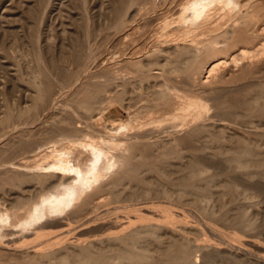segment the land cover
<instances>
[{"label": "bare ground", "instance_id": "obj_1", "mask_svg": "<svg viewBox=\"0 0 264 264\" xmlns=\"http://www.w3.org/2000/svg\"><path fill=\"white\" fill-rule=\"evenodd\" d=\"M136 1L138 0H128L127 3L135 5ZM146 1L152 2L151 4L154 7L155 0ZM169 1L170 0H166L164 4L168 5L170 3ZM123 4L125 6V3ZM139 4H141V2ZM171 4H169V6ZM174 6L175 10L173 12L167 9V13H165V15L163 14L161 23L157 25L158 28H155L157 29L155 30L157 34L154 35H157L159 39H163V42L166 44H170L171 50L164 51L156 48V51L150 52V50L145 49V44L142 45L143 47H139L138 50L141 49L139 52H142L141 58L139 57L137 61H135L136 59L133 60L135 62L127 60L128 62L124 61L119 65V70L126 67L129 71L126 68V70H124L130 72L132 75L129 74L131 78L129 77L127 81L121 80L122 82L120 85L123 88L118 93L114 92L117 86L115 77H117L118 71L110 67L103 68V73L105 71V78H102L103 81L99 83L97 80L98 82L96 83H90L89 80H87L88 85L86 86L88 88L85 89V84L83 85L84 90H86L83 101L71 109L63 110L61 118L58 119V121L56 120L58 124L56 123L55 125L57 126L54 125L55 127H51L52 125L49 121L51 130L49 127H45L46 129H43L42 133V128L40 127L43 124H40L39 130H41L43 136H41V139L38 135L35 136L39 138L35 140L40 141L35 142L32 141L34 139H30L31 141L28 142L25 138H22V140H25L23 143L21 142L23 144L22 148L19 149L20 151L17 154L15 153V156L13 154V158L18 157L19 161H9L8 159L7 161L4 159L0 161V166L6 167L4 169L5 171H11L8 177L0 179V189L9 186L7 191L10 189L11 191L14 190L13 192L27 193L28 189L30 192L32 190L28 188L30 184L31 186L40 184L41 187L47 186V189H49L51 185L48 186V183H52L55 180L59 183L58 187H52L54 190L42 191L45 190L42 189V192H39V190L34 188L39 192V194L37 193V197H35V194L34 197L32 196L34 200L36 199L35 201H32V198L31 202H28L30 200V198H28L27 202H25V200H22V198H24L22 197L23 195L20 196V198L22 197L21 199L18 198L19 196H16L18 198L16 199L14 193L12 197H14L16 201L11 202L8 197L9 200H7V203L10 204L5 206L7 208L0 205V243L5 240V238H9L11 248L15 247L18 249H16L17 251H19V249L25 250L23 252L20 251V254H18L21 255L20 258H23V262L20 264H194L196 261L192 259L193 257L191 258V254L194 250H198V248H205L204 243L201 242L203 240L199 241V238L197 240L182 238V240L173 241L174 243L172 242L171 244L165 245L164 240L161 239L163 235L162 232L160 233L158 230L159 232L156 233L155 231L157 230L154 231L152 227V229L146 228L145 222H148L146 213L142 215L146 220L143 218L142 221H140V216L138 218L135 217L139 222L128 217L126 218L129 214L127 210L123 216L122 213L127 207L126 204L130 203L127 201V196H130L126 190L127 188L124 189L127 191V194L125 193L126 195L123 196L126 200H123L121 196L123 204L121 203L122 200L120 202L118 201V199H120V191H123V186H127V183L132 180H136V183L137 180L139 181L140 177L137 178V174L140 167L145 166L146 171L156 173L157 175L162 174L163 177L166 173L167 166L170 169L171 166L174 167L172 164L175 163L176 166L177 162L182 163L181 161H183L184 156L187 157V155H189L187 161L190 159L192 161H190V163L187 162L189 163V165H187L188 170H184L185 172L182 171L183 173L181 172L183 179L181 180L179 177L178 181L181 180V182L177 183L178 186L175 185L177 187L176 191L178 192L175 194H178L179 197H174H177L181 203L185 204L184 207L186 206L189 210H195V213L198 211L197 214L207 218L205 219L206 221H214L215 223L216 220L222 221L226 219L227 216H225L223 212V215H221V213L219 214L220 216H213L211 212L207 213L205 211L204 207H206V205L208 206L210 192L212 191L211 189H213L212 186L215 184L214 180L217 175L215 173L213 177L207 174L204 166L196 168L195 164L197 163L198 166L199 160L197 159L202 158L206 154H204V152L208 148L215 145L221 148L220 142H224L226 138H223V135H225L223 131H225V129L231 130L234 128L235 124H241V126L246 127L247 129L243 132L248 135H256L257 133L262 136L264 135L262 133V128H264L262 127V125H264L263 80L260 83L257 82L260 88L256 85L254 86L259 88V91L258 93L255 92L257 95H254L252 101L242 102L240 100L242 98L239 96L238 99L242 102V105H239L241 106L239 110H233L231 107L233 103H230L228 101L229 99L227 102L224 101V95H221V93H223L221 92L222 90L228 89L223 86H225L226 83V74L230 73L227 72L229 62H233V65L237 62L238 57L244 60L245 63L241 64L242 67L239 69L245 72L247 68L244 69L245 67L243 66L247 65L250 69L251 66L249 67L248 63L252 65V67H255L256 64H260V60L262 61L261 58L264 57V18H261L260 10L256 9L257 6L254 7L255 5H253V2L249 0L245 3H243L242 0H177ZM253 64L255 65L253 66ZM234 66H236V63ZM221 68H224V70L221 71ZM257 69L255 71H257ZM251 70H248L251 71L250 74L255 72L253 68H251ZM231 71H233L235 76H240L241 71H238L239 74H236L234 69ZM206 73L208 74L207 78L204 77ZM233 74L229 76L231 79H235V77H232L234 76ZM239 76L236 77L239 78ZM248 76L250 75L248 74ZM158 77L162 79L161 83H159V81L156 83ZM240 77H243L242 74ZM117 78H119V76ZM84 81L83 83L86 82ZM228 81V83H230L233 80ZM152 82L153 84L150 85ZM129 85L132 86V91L130 90V92L126 87ZM157 86L161 88L157 89ZM138 87H140V89H138ZM135 89H138L136 93ZM81 91L83 92V90ZM139 102L140 104L138 106L137 104ZM116 104L122 105V107L125 108V118L121 116L120 118L110 119L105 116V110L111 109L112 106ZM36 111H38L37 108ZM31 112H34V108ZM13 113L14 112L8 113L9 115L4 122L6 121V123L8 122L10 125V118L14 120L11 115ZM18 113H20L19 115L16 114L18 118L15 115L13 116L14 118L16 117L17 120H15L20 123L24 121L21 120L24 114H21L22 111ZM35 115L36 114H34V116ZM32 121L33 120H31V122ZM26 122H28V120ZM22 124L24 125V123ZM38 124L39 122L37 125ZM216 126L220 128V132L223 130V135L220 133L222 136L219 134L215 135L218 133L217 130V133L213 132L215 134L212 135L210 129ZM20 127L23 126L20 125ZM257 129L259 132L254 133ZM27 132H29V129ZM166 132V137L163 138L159 136V134H166ZM35 137L32 136V138ZM196 142L198 144H196L197 146H195ZM254 145H252L253 147L251 144L238 148L236 147L231 154L224 152L223 158L230 162L231 171H233L232 168L234 170L243 168L244 170L247 167L249 169V166H254V169L256 167L264 174V153H262L263 158L261 157L262 154L256 157L259 152H257L258 148L256 150V146L254 147ZM195 150H200L201 154H197ZM224 150L227 151V147ZM219 152H221V150ZM219 155L221 156V154ZM259 157H261V159ZM204 158L205 157H203V159ZM6 164L11 165L10 170L9 167L7 168L9 165ZM205 167L207 166L205 165ZM142 171L143 170H141V172ZM7 175L8 173L6 176ZM150 175L152 174L150 173ZM244 175H246V173H244ZM146 180L147 178L143 180V183L146 182ZM171 182L169 183L173 185ZM54 183L55 185L57 184L56 182ZM138 184H140V182H138ZM139 187L141 186L139 185ZM232 187L234 186H231L230 190L232 189L234 193L236 188L233 189ZM133 189L135 188H129V193H131ZM134 191H136V189ZM165 192L167 193V191L164 190V193ZM134 194L136 195V193ZM139 196L135 198L141 200ZM131 197L128 199L130 200ZM1 198L3 199V197H0V199ZM170 198L167 197L166 199L170 201ZM166 199H164V201ZM135 201L134 199V202ZM116 202L121 204L118 205ZM112 203L113 206L104 211L106 215L108 214V216H111L108 220L113 221L112 223L110 222L111 224H113L115 220L117 221L115 225H118V228L114 227V229H119L120 233H118L119 235H112L113 237H107L108 235L104 236L106 237L104 240L108 241L110 245H105L107 248L103 250L100 249V247L98 248L100 249L99 251L94 249V251H97L95 253H92L94 248L92 246L94 245H91V248L87 245L89 250L92 249V252H90L91 250H87L85 253L86 255L83 253L81 255H79V253H75L76 255L71 254L73 252L68 248L69 254L67 253L66 255L65 252L64 254L66 256L57 258L58 251L54 248L55 246L52 247L51 244L57 240L61 241V238L65 239L68 235L76 234V232H70L73 227L79 228L80 223L86 219L87 215L90 217V215L97 214L95 211V213H93V210L97 211L102 205ZM2 204L5 205V203ZM183 204L181 205L183 206ZM141 207L142 206H140V210L142 211ZM134 208L137 209L139 207L133 206L132 209ZM172 209L174 211V208ZM163 211L162 215L165 217ZM90 212L93 214H89ZM138 212L140 215V211ZM102 214L104 215V213ZM128 216H130V214ZM177 216H179V214ZM246 219L247 216L245 217V214L241 211L236 220L231 222L233 224L224 227H231L233 230L235 229L236 233H242V235L244 233H249L252 231L253 222ZM108 221L105 222L103 220L107 225H110ZM99 223L100 225H104L102 222ZM134 225L136 226L134 227ZM151 225L155 227V224L151 223ZM181 228L182 227H180V229ZM117 229H115V232L118 231ZM156 229H158V225ZM164 229L166 228H163V230ZM87 231L88 230L82 232L86 234ZM228 231L230 232L231 230ZM82 232H80L79 235H82ZM92 235L93 234H90V237ZM97 235H95L96 237L94 238H97ZM100 238L101 237H99V239ZM205 240H207V238ZM100 243L102 244L103 242ZM149 245L155 247L154 253L148 251L147 247ZM49 247L54 248L57 254L53 252V250H49ZM80 248L78 247L79 250ZM217 252L211 249L210 251L204 250V253H202L204 257L203 264H216V262H218ZM12 253L10 252L8 255H12ZM3 254L6 255L4 252ZM72 255L74 256L73 259H71ZM59 256L60 255H58V257ZM69 256L70 258H68ZM230 259H232V257L229 259L224 258L223 262L227 263ZM164 261H167V263Z\"/></svg>", "mask_w": 264, "mask_h": 264}, {"label": "rangeland", "instance_id": "obj_2", "mask_svg": "<svg viewBox=\"0 0 264 264\" xmlns=\"http://www.w3.org/2000/svg\"><path fill=\"white\" fill-rule=\"evenodd\" d=\"M138 1H140L142 5L139 4L140 2ZM138 1H136L135 5L134 4L131 5L127 3L128 0H124V1L123 0H0V161H2L3 159L6 161L7 159L9 161H15V162L19 161L18 157L15 158L13 157L20 151L19 149L22 148L23 141L26 140L29 142L32 139H34L32 141L35 142L40 141L35 139L42 138L41 136H43V134H41V130L43 133V129L49 127V129L51 130V127L57 126L55 124L57 123L58 119L61 118L62 116L61 113L63 110L71 109L76 105H79L83 101L86 91L84 90L83 85L85 84V89L88 88L86 86L88 85L87 80H89L90 83H96L98 81L100 83L101 81H103L102 78H105V71L103 73L105 67H110L113 68V70L116 69L115 71H118L116 76L117 77L119 76V78L115 77L116 80L115 82L116 85L118 86L122 81H127L129 80V77L131 78V76L129 75L131 73L125 71L127 69L126 67H124V69L126 68L125 70L124 69L119 70L120 63L121 62L123 63L124 61L126 62L133 61L135 59H136L135 61H137L139 57L141 58L142 52L141 53L139 52L141 50V49L138 50L139 47H143L142 45L145 44L144 45L145 49L150 50V52L156 51V48H159L164 51L171 50L170 44H166L165 42H163V39H159L157 35L156 36L154 35L157 34L156 33L157 31H155L157 29L155 28H158L157 25L161 23L162 21L161 17H163V14L165 15V13H167L166 12L167 9L170 10V12H173L175 10L174 5L177 3V0L176 1L174 0L175 2L173 0H170L169 4L174 2L170 6L169 4L168 5L164 4L166 0H155L154 1L155 8L152 6L151 4L152 2L150 1L149 2L146 0H138ZM246 1L247 0H242L243 3H245ZM249 1L253 2V5H255L254 7L257 6L256 9L260 10L261 18L262 17L264 18V0H249ZM123 3H125V6ZM159 7L162 8L160 9ZM152 32L155 33L153 34ZM263 58H261L262 61L260 59H257L260 60V64H256V65L253 64V66L255 65V67H252V65H249V63L248 66L249 67L251 66L250 69L247 67V65L243 66L245 67L244 69L247 68L245 71L246 73L240 70L242 67L241 64L245 63L244 60L239 59L238 57L237 62H235L236 66H234L235 63L232 65L233 62H229L228 65L229 68L227 67L228 68L227 72L230 73L226 74V83L225 86H223L224 88H228L229 90L224 89L221 91L223 93L221 92L219 93H221V95H224V97L222 96L224 101L227 102V100L229 99L228 101L230 103L231 102L233 103V106H231L233 110L235 109L239 110V108L241 107L239 105L240 104L242 105V102L252 101L254 95H257L255 94V92L258 93L260 88L257 82L260 83L262 82V80L264 81ZM251 68H253V71H255L257 68L258 69L257 71L252 72V74H250V72L252 71ZM230 69L231 70L234 69V72H236V74H239V72L241 71L240 76L242 74L244 78L243 77L241 78L239 75H236L237 77L239 76V78H237L235 74H233V71H231ZM222 70H224V68H221V71ZM231 73L234 75L232 77L233 78L235 77V79H231V77H229L232 75ZM248 74L250 76H248ZM207 76L208 74L206 73L204 77L207 78ZM161 80L162 79L158 77V79H156V83L158 81L159 83H161ZM228 80H233V81L228 83L229 82ZM83 81L85 83H83ZM152 84L153 82L150 85ZM255 85L258 86L259 88L254 87ZM117 86L115 89L116 91H114L115 93H118L123 88L121 85L118 86V88ZM126 87L129 90V92L130 90L132 91V86L129 85ZM156 88L158 89L161 87L157 86ZM76 89H78L79 91ZM138 89H140V87H138ZM138 89L137 90L135 89L136 90L135 93L138 91ZM81 90H83V92ZM38 91L40 92V94ZM239 96L240 98H242L240 99L242 102L238 99ZM39 97L42 99H40ZM139 104L140 102L137 105L139 106ZM68 105L70 106V108ZM29 108H31L32 110L34 108V112H31L32 110ZM36 108L39 112L36 111ZM122 108H123L122 105H118V104L113 105L111 109L105 110V116L109 117L110 119L120 118L121 116L125 118L126 110L125 108L123 109ZM21 111H22L21 114H24L21 120H24L25 122L21 121L19 123L16 121L17 120L16 117L18 118L16 114L19 115L20 113L18 112ZM10 112L11 113L14 112L11 115L14 120L16 119L15 120L16 123L14 120H11L12 118H10L9 121L10 125H9L8 122L6 123V121L4 122V120H6V118L9 115L8 113ZM34 114L36 115L34 116ZM13 115H15L16 117L14 118ZM27 120L28 122H26ZM31 120L33 121L31 122ZM45 120L47 121V123ZM49 121L52 125L51 127ZM38 122H39L38 124L39 126L37 125ZM22 123H24V125ZM40 124L43 125L41 126ZM20 125L23 127H20ZM235 125L234 128H232L231 130L230 129L229 130L225 129V131L222 130L223 133H225V135H223L222 131L220 132V128L218 126H216L215 128L214 127L211 128L210 131L212 132V135L215 134L213 132H216L217 130L218 133L216 132L217 134L215 135L218 134L221 135L220 133H222L223 138L226 137L225 138L226 140L224 139V142H220L221 148L218 145L208 148L204 152V154L205 153L206 154L205 155L203 154L204 155L203 157L205 158L203 159V157L200 158L199 156L200 159H197L199 160L198 166L197 163L195 164L196 168L204 166L205 170L207 171V174H210L213 177L215 176V173L217 175L215 176L216 178L214 180L215 184L214 186H212L213 189H211L212 191L210 192V200H208L209 201L208 206L206 205V207H204L205 211L207 213L211 212L213 216H220L219 214L223 212L224 215L227 216L228 218L226 217V219L222 221L216 220L215 223L214 221H210V222L208 220L206 221L205 219L207 218H204L200 216V214H197L198 211L197 213H195L196 212L195 210L192 209L189 210V208H187L186 206L184 207L185 204L181 203L177 197H174V196H178V194L175 193L177 192L176 191L177 188L176 186H178L177 183L181 182V180L183 179L181 174L185 172L184 170L186 171L188 170L187 165H189L190 161H192L191 159L187 161L189 159L187 158L189 156L187 154H185L187 155V157L184 156L183 161H181L182 163L177 162L176 166L174 163L172 164L174 165V167L170 165L171 166L170 169L167 166L166 167L167 174L165 173L163 177L162 174L157 175L156 173L146 171L145 166L140 167V169H138V174H137V178L140 177L139 181L137 180V183L135 182L136 180H132L128 182L127 186L122 187L123 191L122 190L120 191L121 192L119 195L120 199H118L119 202L122 200L121 196L123 198V196L127 194L126 193L127 191L128 194L130 195L127 196L128 198H130L132 195L131 197L132 200L130 199L131 201L127 198V201L130 203L126 204L127 207L125 211H123L122 213L123 216L125 215V212L127 210V213H129L130 216H128L129 214L128 215L126 214L127 215L126 218L128 217L132 220L139 222V220H136V218H138L139 216L141 217L146 213V215L149 217L148 218L146 216L148 221L145 222L146 224L145 226H147L146 228L150 229L152 227L154 231L157 230L155 231L156 233H158L159 231L160 233L162 232L163 235L161 239L164 240L165 245L171 244L173 241L175 242L177 240L178 241L182 240V238H188L189 240H197L199 238L198 239L199 241L203 240L201 242L204 243L205 248H198V250L196 251L194 250L195 253L193 251L191 254V258L193 257L192 259L196 261L194 264H201V263L203 264L204 257L202 253H204V250L210 251V249L216 252L218 249L217 252L218 262H216V264H237L238 262H240L238 264H262V263L264 264V177H263L264 174H262V172L258 170L256 167L254 169V166L252 167L249 166V169L247 167L244 170L243 168L235 169V170L232 168L233 171H231L230 162H228V160L223 158L224 152L227 154H231L236 147L238 148L240 146H245L249 144H251V146L255 144L254 147L256 146L255 149L257 150L258 148L257 152H259L256 157H258L259 154L261 156V154L264 153V135L262 136L259 135L258 133L256 135L255 134L248 135L247 133H244L245 129H247L246 127L241 126V124H235ZM39 127L42 129L39 130L40 129ZM262 127H264V125H262ZM28 129L29 132H27ZM262 129H263L262 133L264 134V128ZM25 132L27 133V135ZM256 132H259L258 129L257 131L255 130L254 133ZM18 135L22 137H19ZM36 135H38L39 138L35 137ZM166 135L167 132L166 134L165 133H162L161 135L159 134V136L163 138L166 137ZM32 136H34L35 138H32ZM22 138H25V140L24 139L22 140ZM245 141H247L248 143ZM244 142L247 144H245ZM196 144L197 142L195 143V146L198 145ZM224 147L225 148L227 147V151L224 150L225 149ZM220 150L221 152H219ZM195 152L197 154H201L200 150L197 151L195 150ZM219 154H221V156ZM261 157L263 158V154ZM261 157L259 158L261 159ZM202 163H204L207 167H205V165ZM8 167L10 170L11 165L7 166V168ZM5 168L0 166V179L8 177L10 175L11 171H5L4 170ZM141 170L143 171L141 172ZM7 173L8 175L6 176ZM150 173L152 175H150ZM244 173H246V175H244ZM179 177L181 180L178 181ZM146 178H147L146 182L148 183L144 182L146 184L145 186L143 180ZM169 180H171L172 182ZM54 182H56L57 184L55 185ZM54 182L48 183V186L51 185L49 189H47V186L41 187L40 184H35L33 186H31L30 184L31 187L29 186L28 188H31L33 191L31 190L30 192V190L27 188L29 193L28 191L27 193L25 192L19 193L16 191L13 192L14 190L11 191L10 189L9 191H7L9 186H5V188L3 187L4 189H0V197H3V199L2 198L0 199V203H1L0 205H2L4 208H7L5 206H7V204L8 205L10 204L7 203V200H9V198L11 202L16 201V199L18 198L21 199L22 197L25 198V199L22 198V200L23 201L25 200V202H27L28 198H30L28 202H31L32 198L34 197V194L35 197H37L39 192L54 190L56 186L58 187L59 184L58 181L55 180ZM138 182H140V184H138ZM169 182L173 183V185H171ZM36 185H38L39 187ZM139 185L141 187H139ZM231 186H234L232 187L233 189L236 188L234 193L232 192V189L230 190ZM131 187L136 189V191H134L135 189L131 191L132 194L129 193L130 192L129 188ZM223 187L226 190H224ZM34 188L36 190H39V192H37ZM124 189H126L127 191H125ZM140 190L142 191L144 190L145 192L143 191L142 193V191ZM164 190L167 191V193L165 192L167 195L164 193ZM133 192L136 193V195ZM163 193L168 198L172 197L170 198V201L166 199L167 197ZM12 194L15 195L16 199L12 197L14 196ZM16 196L19 197L17 198ZM20 196L22 197L20 198ZM138 196L142 201L136 199ZM160 198H162L163 200ZM134 199L136 200L135 202ZM164 199H166L167 201L166 200L164 201ZM35 200L33 198L32 201ZM123 200H126V198L125 199L123 198ZM123 200L121 202L122 204H123ZM172 200L173 202L175 200V202L173 203ZM119 202L116 203L120 205L121 203ZM2 203H5V205ZM181 204H183V206ZM102 206L98 208L97 211L93 210V213L97 212V214L95 213L94 215L93 213L90 212L89 214H93L94 216L90 215L89 217L87 215L89 218L86 216V219L80 223L79 228L73 227L71 229L70 232H76V234L74 233V235L73 234L68 235L66 238L64 237L65 239L61 238V241L57 240L56 242L52 243L53 245L51 244L52 247L55 246L54 248L57 249L58 254L56 253V251H54V248L49 247L48 249L53 250V252L57 254V258H61L63 256H66L67 253L69 254V250H71V252H73L71 254L74 255H76L75 253L77 254L79 253V255H81L82 253L85 254L87 250L88 251L91 250L90 252H92V249L90 250L88 249L89 247L91 248V245H94L92 246L94 247L92 253H95L100 249L103 250L107 248V246L105 245H108L109 243L108 241L104 240L106 238L104 236L108 235L107 237L109 236L113 237L115 235H119L118 233L120 232L119 229H117L118 225H115V222L117 221L115 220V222L111 224L113 221H108L109 217L111 216H108V214L106 215L104 211L112 207L113 203ZM133 206L134 207L138 206L139 208L132 209ZM140 206H142L141 209L144 213L140 210ZM172 208H174V211ZM137 210L140 211V215L138 214L139 212ZM162 211L163 214H165V217H163ZM241 211L245 214V217L247 216L246 220L253 222L252 231H250L249 233H244L243 235L242 233L241 234L236 233L235 229L233 230V228L229 226H228L229 228H226L227 225L233 224L231 222L236 220L237 216L240 214ZM101 212L104 213L105 216ZM166 213L168 217L166 216ZM223 213L221 215H223ZM175 214L177 215L179 214V216ZM140 217H139L140 221H142L143 218L146 220L144 216H142L141 218ZM102 219L105 222L108 221L110 225H107L105 222H103ZM179 219L181 220V222ZM99 222H102L104 225L109 227L107 228L104 225H100ZM151 223L155 224V227L151 225ZM157 225H158V229H156ZM161 225L163 228L166 229L163 230ZM135 226L136 225H134V227ZM177 226L179 227V229ZM114 227H117L115 229H117L118 231L115 232ZM180 227L182 228L180 229ZM86 230H88L87 231L88 233L86 232L85 234V232H82ZM228 230L231 231L229 232ZM232 231H234L235 233ZM80 232H82L83 234L79 235ZM89 232L90 234H93L91 237ZM95 235H97L98 239L94 238L96 237ZM69 236L72 237L70 238ZM99 237L101 238L99 239ZM206 238L207 240H205ZM96 239L104 240L106 242L97 241ZM90 240L92 243L90 242ZM3 241L0 243V250H1L0 264H16V262L17 264L22 263L23 258H20L21 255L18 254H20V251L23 252L25 250L19 249V251H17L18 250L17 248L15 247L11 248L9 238H5V240ZM100 242L103 243L101 244ZM78 247L79 248L82 247L83 251L84 248L85 247L86 248L85 251L83 252L82 248H80L79 250ZM99 247L100 249H98ZM147 248L149 252L154 253L155 250L154 246L149 245ZM76 249H78L79 251ZM94 249L97 251H94ZM3 252L6 253L7 256L3 254ZM8 252L9 253L13 252V253L12 255L11 254L8 255L9 254ZM65 252L66 255L64 254ZM218 253L219 254L221 253L220 257ZM58 255L60 256L58 257ZM70 256L68 258H70ZM223 257L225 259H229L232 257V259L228 260L227 263H224ZM73 258L74 256L72 255L71 259ZM164 262L167 263V261Z\"/></svg>", "mask_w": 264, "mask_h": 264}]
</instances>
